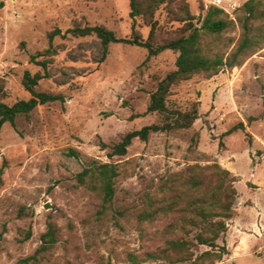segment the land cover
<instances>
[{
    "label": "rangeland",
    "instance_id": "rangeland-1",
    "mask_svg": "<svg viewBox=\"0 0 264 264\" xmlns=\"http://www.w3.org/2000/svg\"><path fill=\"white\" fill-rule=\"evenodd\" d=\"M138 1L144 11L153 4L155 13L137 17L136 30L147 40L155 25L157 44L186 32V7L198 27L211 7L223 9L228 29L220 38L204 36L202 46L209 56L227 57L243 38L242 9L250 0ZM131 12V0H7L0 10L3 102L31 98L23 85L26 72L42 75L37 92L63 98L19 116L16 127L2 128L0 264H25L34 256L37 260L27 264H169L144 259L176 237L165 232L175 215L153 223L141 222L140 215L151 202L189 191L191 167L214 163L237 177L239 194L225 236L231 254L216 264H264V49L241 67L212 78L196 75L172 88L170 109L199 108L191 129L152 133L146 142L135 139L126 156L110 158L127 134L165 123L161 114L148 112L150 97L177 69L179 54L167 50L149 58L144 48L112 44L103 59L95 36L57 37L51 45L49 34L101 26L131 38ZM49 49L38 58L47 62L45 71L31 58ZM241 123L245 131L224 136ZM94 164L118 167L110 205L104 206L102 192L92 188L99 186L96 180H78ZM50 226L57 242L38 253ZM206 250L200 247L195 254Z\"/></svg>",
    "mask_w": 264,
    "mask_h": 264
},
{
    "label": "trees",
    "instance_id": "trees-1",
    "mask_svg": "<svg viewBox=\"0 0 264 264\" xmlns=\"http://www.w3.org/2000/svg\"><path fill=\"white\" fill-rule=\"evenodd\" d=\"M6 1L0 0V10L5 8ZM131 9V17L134 20L131 38H119L115 32L101 26L74 28L66 33L56 29L49 34L51 45L57 37L66 38L71 35L77 38H85L95 36L101 41L103 59L108 57L109 47L112 44H126L144 48L148 51L149 58L156 57L167 50L179 54L176 61L177 69L159 83L157 90L150 97L148 112L161 114L165 123L147 126L127 134L119 144L113 147L112 153L109 154L110 158L126 156L135 139L146 142L152 133H169L191 129L200 118L199 108L194 106L188 112L170 109L167 102L172 88L196 75L212 78L226 69L241 67L250 57L264 49L263 1L250 0L243 6L242 10L247 15L244 21V35L236 50L227 57L220 53L209 56L204 52L202 46L204 36L220 38L228 29L229 22L225 19L223 9L211 7L202 26L198 27L194 23L195 17L186 7L184 11L186 32L171 41L159 44L155 42V25H153L147 40H144L136 30L137 17L145 16L147 12L155 13L153 4H149L147 11H144L138 0H131ZM255 24L258 25L254 27ZM50 53L51 49L44 54L34 55L31 62L47 71V62L38 61V58L48 56ZM42 79L40 74L33 76L30 72H26L23 85L31 94V98L13 105L3 102L6 95L3 87L0 86V137L5 124L9 123L16 127V120L19 116H29L41 105L63 100L61 96L37 92L36 87ZM239 130H246L243 123L232 128L224 136H229ZM247 136L251 138L250 134ZM70 156L77 157L78 154L72 153ZM118 177L117 165L94 164L79 174L78 180L81 184H87L88 179L96 180L99 186L93 185L92 188L102 192L104 206H107L114 199ZM236 182L237 177L218 163L205 167H191L186 181L189 191L170 199H161L157 203L151 202L149 209L140 215V221L144 223H153L172 215L176 217L175 224L165 229L166 233L172 232L176 237L167 239L161 250L146 254L144 260L166 261L169 264H216L222 262L226 256L231 254L225 236L229 231L228 221L236 215L234 206L239 197L238 191L234 187ZM177 234L180 236L178 237ZM30 236L31 233L28 237ZM221 239L223 245L219 243ZM42 241L44 244L38 253L46 252L56 244V232L53 226H50L49 231L42 236ZM200 247H206L208 250L196 256L195 252ZM30 260H37V257L27 259L25 264Z\"/></svg>",
    "mask_w": 264,
    "mask_h": 264
},
{
    "label": "water",
    "instance_id": "water-1",
    "mask_svg": "<svg viewBox=\"0 0 264 264\" xmlns=\"http://www.w3.org/2000/svg\"><path fill=\"white\" fill-rule=\"evenodd\" d=\"M51 207H50V205H46V209H50Z\"/></svg>",
    "mask_w": 264,
    "mask_h": 264
}]
</instances>
